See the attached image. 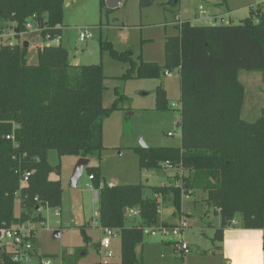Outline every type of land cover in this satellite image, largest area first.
<instances>
[{"label": "trees", "instance_id": "trees-1", "mask_svg": "<svg viewBox=\"0 0 264 264\" xmlns=\"http://www.w3.org/2000/svg\"><path fill=\"white\" fill-rule=\"evenodd\" d=\"M99 2L101 11L110 12L103 0ZM64 3L0 0V33L10 27L17 41L0 45V228L42 222L36 212L42 206L61 208V181L50 179L51 174H60V167L49 164L48 153L99 161L103 123L126 99L118 95L109 107L103 106L102 66L71 65L68 51L59 43ZM150 3L138 0L140 9ZM249 13L238 25L180 22L177 35L165 41L162 65L140 57L136 62L110 42H99L101 51L126 66L121 80L160 79L177 70L180 83V145L133 148L140 170L161 171V164L168 162L185 171L179 185L109 187L101 183L98 166L85 168L97 193L98 224L118 234L119 264H138L135 250L145 230L169 228L158 219L161 205L169 204L177 215L182 197L194 191L206 193L205 204L220 218L215 241L235 219L244 229H264V112L253 122L241 119L244 90L237 78L239 71L264 75V10L259 4ZM31 20L42 25L38 36L43 41L59 43L37 47L35 64L27 63V48L19 44ZM170 109L165 90L158 86L155 110ZM129 209L139 212L138 224L126 227ZM79 231L88 244L84 229ZM0 264H15L5 248L0 249ZM51 264L81 263L60 254V261Z\"/></svg>", "mask_w": 264, "mask_h": 264}, {"label": "rangeland", "instance_id": "rangeland-1", "mask_svg": "<svg viewBox=\"0 0 264 264\" xmlns=\"http://www.w3.org/2000/svg\"><path fill=\"white\" fill-rule=\"evenodd\" d=\"M223 1L151 0L148 7L140 9L138 0H126L122 7L106 12L100 10L99 0H65L59 43L68 51L71 65L77 62L80 66H102L106 76L103 106L109 107L118 95L126 97L125 101L120 103V109L112 112L103 123V149L100 160L97 161L96 157L89 159V167L100 168L101 183L112 186L145 184L146 181L149 185L156 186L175 182L178 184L181 173L179 171L140 170L133 148L138 146L140 141L147 147L180 145V115L173 106L179 103L180 83L177 70L163 74L160 79L121 80L126 66L112 60L107 51H101L99 42H110L113 49L131 54V58L136 62L140 57L143 62L162 65L165 41L177 34L175 24L190 21L200 26L207 24L204 19L215 13L218 18L214 22L215 25H238L250 16V3L230 0V12L222 16L225 19L222 22L219 15L225 12L221 5ZM200 7L204 14L200 13ZM252 7L254 8V5ZM262 8L264 10V5ZM82 29H88L92 38L80 43L78 33ZM38 34L34 25L20 35L19 44L23 47V43L27 42L29 45L26 57L28 64L36 63L37 47L59 44L56 40L43 41ZM16 42L10 31L0 38V45ZM239 80L245 88L244 103H250L257 111L256 117H249L246 112L241 116L245 120H255L264 108V80L259 73L247 71L239 73ZM158 86L166 91L170 110H155V91ZM168 133H172V136H167ZM75 159L71 156L59 158L55 151L48 153V162L52 166L60 167V174L53 173L50 179H59L62 183V210L59 217H56L52 210L43 212L44 221L36 225V238L41 252L57 257L52 262H59L60 254L67 255L70 260L76 259L78 263H89L97 259L93 244L83 242L78 223H91L96 220L98 204L94 200L92 182L88 179L85 169L75 187H70ZM168 177L175 180L168 182ZM192 202V199H183L182 209L194 218L199 207L195 206L194 210ZM14 213H19L18 202L15 203ZM82 228L86 229L87 224L82 223ZM55 232H59V237H55ZM154 236L160 238L162 235L157 233ZM86 249L87 256L84 258L81 254ZM78 251L79 254L76 255Z\"/></svg>", "mask_w": 264, "mask_h": 264}, {"label": "crops", "instance_id": "crops-1", "mask_svg": "<svg viewBox=\"0 0 264 264\" xmlns=\"http://www.w3.org/2000/svg\"><path fill=\"white\" fill-rule=\"evenodd\" d=\"M244 1H247L246 3H250L249 4L250 8H253L252 7L253 5L254 7L259 4L264 5V0H259V1L251 0L250 2L249 0H236L237 3H242ZM221 5L222 8H224L225 12L224 14H220L219 16H221L220 17L221 21L224 22L225 19L222 16H226L229 14L230 12L229 10L231 9L230 0H224L223 2H221ZM216 16L217 15L214 13L208 18H205L204 20H207L206 21L207 24H203L200 26H215L214 22L218 19ZM188 22L190 23V21ZM179 23L175 24L174 26L178 25ZM190 24L194 25L192 23ZM9 31L12 33V37H13L12 28L10 27L9 29L5 28L0 33V35L3 34L5 35ZM28 47L29 45L27 43V48ZM240 72L241 71L238 72L237 78L244 90L243 100L240 110V117L244 121L253 122L260 117L262 112H264V108L260 111V115L255 120H245L242 118L241 115L242 113L245 114V112L249 117H256L257 111L252 107L250 103L249 104L244 103L245 88L239 80ZM247 72H257L262 76L264 80V75L261 72L258 71H247ZM78 159L79 158L75 159L73 165H75L76 160ZM171 170L181 172L179 177L181 175L183 176L186 175V172L181 171L179 168L162 169L161 171H171ZM167 179L168 182H170V180H175L170 177H168ZM175 183H174L175 185H179V181L178 184L177 182ZM174 184L170 183L169 185H174ZM143 185L147 187L156 186V185H149L148 181H146V183ZM160 186H165V185H160ZM96 194L97 193L94 190L93 196H94V200L97 202ZM205 198H206L205 192L194 191L189 196L182 197L179 214L174 215L173 209L169 204H165L163 206L161 205L158 212V219L160 220V222L167 224L169 228L176 226L181 219L186 221V228L181 232L178 240H182L183 242L187 243L189 247L188 254L181 255V253L177 249L176 241L174 238H172V236L162 235L160 238H156L154 235H156L159 232L153 230L150 232H145L142 243L136 247L135 254L138 260V264H264V229H244L243 227H241L239 220L235 219L234 220L235 224L232 225L229 224L226 228L222 229L221 240L215 241L214 240L215 232L217 229L220 228V218L216 212H214L209 207H207V205L204 202ZM183 199H188V200L192 199L193 200L192 207L194 210L196 208L195 206L199 207L198 208L199 211L194 215L195 216L194 218H192L191 215L188 214L187 212L183 211L182 209ZM158 201L160 202V198H158ZM61 210L62 207L59 209L60 213ZM43 212L41 214L42 217L44 215ZM94 222H98V208L96 213V220L92 221L91 223L89 222L87 223L85 221L78 223L79 228H82V223L87 224V228L84 229V231L86 236L89 238V243L93 244L95 257H97V259L93 260L92 262L81 263V264L100 263L98 244L101 238V233L97 229V226L94 225ZM137 224H138V218H132L127 216V221L125 223L126 227H130L131 225H137ZM57 233L58 236L56 237H59V232ZM33 245H34V249L38 254L42 256L51 255V254H45L44 252H41L39 250L36 234L33 240ZM110 250L113 254V258L108 262V264H119L120 241L117 234L115 237H113L110 240ZM81 256L86 258L87 249L83 254H81Z\"/></svg>", "mask_w": 264, "mask_h": 264}, {"label": "built area", "instance_id": "built-area-1", "mask_svg": "<svg viewBox=\"0 0 264 264\" xmlns=\"http://www.w3.org/2000/svg\"><path fill=\"white\" fill-rule=\"evenodd\" d=\"M200 13L204 14L202 8H199ZM180 24V23H179ZM38 29V32L42 29V25L38 26L34 22L29 21L26 23L25 28L26 31L30 30L33 26ZM2 35H0L1 38ZM92 38V34L88 29H82L78 33V41L80 43L85 42V40ZM166 74V73H165ZM175 109L180 110V104L173 105ZM180 122V121H179ZM179 126V123H178ZM167 136H172V133H168ZM9 139V137H7ZM162 169H172V167L168 162L161 164ZM29 173L23 175L22 182L25 183L28 179ZM91 181L92 177H88ZM112 187V185H108ZM52 210L56 217H59L60 211L59 209H49L47 207H40L36 210L37 214H42L43 211ZM127 212L128 217L138 218L139 212L136 209H129ZM159 212V211H158ZM42 216V215H41ZM40 223V222H38ZM38 223L32 224H21L19 226H13L10 228H0V249H7L10 252V260L15 264H51L52 259L45 258L42 255L38 254L34 249L33 240L36 234V225ZM235 224V221H231L230 225ZM94 225L97 226V229L101 233V238L98 244V253L100 255V263L99 264H108V262L113 258V254L110 250V240L116 236V231L101 227L98 222H94ZM186 228V221L180 220L178 224L174 227L165 228V227H157L146 229L145 232L157 231L161 235H170L175 239L177 244V249L181 253V255H186L189 252V247L187 243L182 240H178L181 232ZM118 235V234H117Z\"/></svg>", "mask_w": 264, "mask_h": 264}, {"label": "water", "instance_id": "water-1", "mask_svg": "<svg viewBox=\"0 0 264 264\" xmlns=\"http://www.w3.org/2000/svg\"><path fill=\"white\" fill-rule=\"evenodd\" d=\"M126 0H103V5L106 9L112 10L118 7H122ZM15 32V31H14ZM23 47L27 48V42L23 43ZM77 62L73 63V66H77ZM139 147L146 148L147 146L140 141ZM89 159L79 158L73 168L72 176L70 179V187H75L78 178L81 176L83 170L88 166ZM55 237L58 236V233L55 232Z\"/></svg>", "mask_w": 264, "mask_h": 264}]
</instances>
